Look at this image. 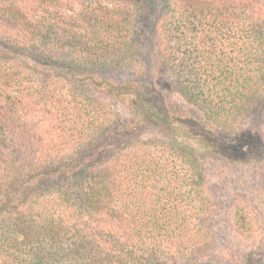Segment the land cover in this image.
I'll return each instance as SVG.
<instances>
[{
  "label": "trees",
  "instance_id": "1",
  "mask_svg": "<svg viewBox=\"0 0 264 264\" xmlns=\"http://www.w3.org/2000/svg\"><path fill=\"white\" fill-rule=\"evenodd\" d=\"M145 42L155 83L144 82ZM114 71L138 80L98 76ZM82 82L167 139H140ZM170 95L201 112L206 137L214 130L213 145L198 141L207 148L262 115L264 0H0V264H219L222 202ZM226 219L262 251L241 264H264L245 202Z\"/></svg>",
  "mask_w": 264,
  "mask_h": 264
},
{
  "label": "rangeland",
  "instance_id": "2",
  "mask_svg": "<svg viewBox=\"0 0 264 264\" xmlns=\"http://www.w3.org/2000/svg\"><path fill=\"white\" fill-rule=\"evenodd\" d=\"M146 46H148L147 42L144 45L143 61L148 71H146L144 82L155 83L157 60L155 54ZM98 76L119 83L132 79L138 80L132 72L114 71ZM78 88H81L80 91L84 95L101 102L107 109H112L118 113L127 127L137 122L138 137L143 141H157V143H160L159 140H166L170 134H164L152 124L146 123L131 104L124 102L121 98L108 95L103 88H98L93 83L86 82L79 83ZM167 103L178 116L185 119L187 126L189 124L190 129L186 130L187 132L185 131L188 138L183 141L188 146L194 147L197 151L205 154L202 162L205 166L209 191L216 201L222 202L216 219L219 232L218 246L210 252L209 261H217L219 264H239V262L241 264L243 259H251L252 251L262 254V251L257 247L258 243L256 249H254L255 243L253 241H247L232 232L226 216L234 200H243L248 209L254 214L260 230V239L264 242V160H262L264 156V112L262 115L256 111L253 112L243 120L241 125L243 131L239 135L233 137L230 143L221 146L220 149H212L198 142L204 137L211 146L217 140V138H214L216 137L214 130L209 125L211 135L208 138L206 136L209 133L203 131L202 127L195 123L194 119L201 121L203 124L206 123L201 112L185 105L176 95L168 96ZM186 119L188 120L186 121ZM153 145L155 144L153 143ZM213 255L216 257H212ZM262 257L259 256L258 258L262 260ZM262 262L264 263L263 260Z\"/></svg>",
  "mask_w": 264,
  "mask_h": 264
}]
</instances>
